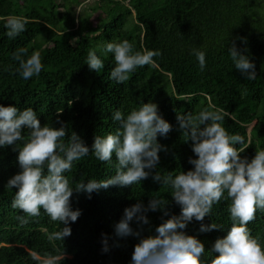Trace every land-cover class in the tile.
Here are the masks:
<instances>
[{
  "label": "trees",
  "instance_id": "trees-1",
  "mask_svg": "<svg viewBox=\"0 0 264 264\" xmlns=\"http://www.w3.org/2000/svg\"><path fill=\"white\" fill-rule=\"evenodd\" d=\"M85 1L0 0V106L31 107L42 126L58 128L59 119L67 124L69 136L76 132L91 148L95 135L106 137L118 129V122L112 119L116 110L126 117L142 103H155L173 129L166 138L158 136V142L168 149L159 153L157 171L161 175L191 170L188 159L196 158L191 142L186 143L179 130L177 115L224 109L231 116L225 117L223 127L229 135L245 138L247 147L241 156L251 160L257 150H264V0H98L89 11L79 13ZM9 16L29 21L26 31L15 39L6 36ZM124 40L131 42L135 51L159 50L162 55L154 57L156 66L137 68L127 82L117 84L110 79L115 67L113 54L104 49L109 42ZM233 43L255 64V80H247L235 69L229 54ZM21 47L28 49L25 59L35 51L41 53L44 69L39 76L25 80L15 72L19 63L13 53ZM193 49L206 53L203 72ZM93 50L104 63L98 73L86 64ZM17 143L22 146L23 141ZM17 157L12 147L0 148V264H39L32 252L41 258L45 253L64 252L63 264H132L138 239L119 238L114 231L124 209L137 202L147 206L151 198H162L169 202L171 214H180L179 206L171 200L172 189L151 177L132 187L101 189L92 193L91 199L74 193L71 206L82 215L68 225L70 237L50 242L48 234L64 225L52 222L41 209L40 217L30 218L28 225L20 227L16 217L23 212L11 207L18 189L5 186L20 171ZM116 163L115 154L108 164L90 153L75 161L72 171L64 175L75 188L80 182L111 178ZM230 204L222 199L203 221L223 229L201 233L200 222L193 220L185 230L204 243V264L218 256L211 249L231 227ZM147 216L150 224L143 226L145 236L155 234L163 214L157 211ZM132 227L136 229V224ZM248 227L264 246V212L257 211L256 220ZM102 234L108 237L106 253L102 251Z\"/></svg>",
  "mask_w": 264,
  "mask_h": 264
},
{
  "label": "clouds",
  "instance_id": "clouds-1",
  "mask_svg": "<svg viewBox=\"0 0 264 264\" xmlns=\"http://www.w3.org/2000/svg\"><path fill=\"white\" fill-rule=\"evenodd\" d=\"M6 19V36L9 39L25 32L29 23L25 17L9 16ZM104 51L113 54L115 67L111 70L110 79L117 84L127 82L137 68L156 66L154 57L162 55L159 50L135 51L128 40L109 42ZM192 54L203 72L206 53L193 49ZM229 54L235 69L247 80L256 79L255 64L237 49L235 43L229 48ZM27 55L28 49L24 47L13 53V59L19 63L15 72L25 80L39 76L44 69L39 51L25 59ZM86 64L90 71L96 73L104 68L95 50L88 53ZM230 116L224 109H205L197 115H177L179 130L186 143L191 142V151L196 158L188 159L193 166L191 170L178 175L173 172L161 175L157 171L159 153H167L168 149L158 142V136L166 138L173 129L155 103H142L126 117L116 110L112 119L118 122V129L106 137L95 135L91 148L76 132L72 131L69 136L67 124L59 119L56 121L60 125L58 128L47 124L42 126L31 107L20 110L15 106H0V148L12 147L14 152H18L20 171L7 181L5 187L18 189L11 207L23 212L16 217L19 226L28 225L30 218L40 217L43 209L52 222L64 225L48 234L47 239L63 242L71 236L68 225L82 215L80 209L73 210L71 206L74 193L87 194L91 199V194L101 189L132 187L151 177L154 182L172 189L171 200L179 206L180 214H171L169 202L162 198H151L147 206L137 202L124 209L114 231L116 237L138 239L132 253V264H204V243L187 235L185 230L193 220L200 222L201 233L223 229L216 223H203L206 217H211L213 206L222 199L231 201L228 206L231 227L224 238L215 241L211 252L218 253V256L212 259L211 264H264V246L259 237L252 236L248 227L256 220L257 211L264 212V150H257L251 160L242 157L247 147L245 138L239 134L229 135L223 127L225 117ZM25 130L27 136L24 135ZM21 141L22 146L17 143ZM90 153L108 164L112 163L115 154L116 174L108 179H92L71 187L64 174L72 171L75 161ZM157 211L163 214L162 223L155 228V234L143 235V226L150 224L147 213ZM133 223L136 229L132 227ZM102 237V251L106 253L109 251L108 237L105 234ZM31 256L39 264H63L65 259L64 252L55 255L45 253L42 258L32 252Z\"/></svg>",
  "mask_w": 264,
  "mask_h": 264
},
{
  "label": "rangeland",
  "instance_id": "rangeland-1",
  "mask_svg": "<svg viewBox=\"0 0 264 264\" xmlns=\"http://www.w3.org/2000/svg\"><path fill=\"white\" fill-rule=\"evenodd\" d=\"M98 0H86L82 7L78 10L79 13L89 11V7L94 5Z\"/></svg>",
  "mask_w": 264,
  "mask_h": 264
}]
</instances>
